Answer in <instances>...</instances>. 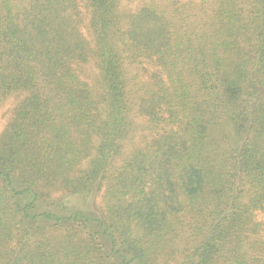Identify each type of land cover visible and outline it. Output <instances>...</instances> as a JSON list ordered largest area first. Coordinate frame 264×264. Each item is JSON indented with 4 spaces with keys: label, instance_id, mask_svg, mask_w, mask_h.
Returning a JSON list of instances; mask_svg holds the SVG:
<instances>
[{
    "label": "trees",
    "instance_id": "1",
    "mask_svg": "<svg viewBox=\"0 0 264 264\" xmlns=\"http://www.w3.org/2000/svg\"><path fill=\"white\" fill-rule=\"evenodd\" d=\"M130 1L0 0V264H264V0Z\"/></svg>",
    "mask_w": 264,
    "mask_h": 264
},
{
    "label": "rangeland",
    "instance_id": "2",
    "mask_svg": "<svg viewBox=\"0 0 264 264\" xmlns=\"http://www.w3.org/2000/svg\"><path fill=\"white\" fill-rule=\"evenodd\" d=\"M143 0H132L130 2H127L125 4V7L127 5L130 6V8H134L135 6H138ZM15 98L10 97L7 100H5L2 105L0 106V131L2 130V128L4 127V125L7 123V121L9 120V114H10V109L14 106L15 104ZM137 124H138V130L135 129V131L132 133V135L130 136V139L128 140L126 149L128 151L132 150L133 148L137 147L140 144V140L142 139V136L144 134H147L148 129L144 127V124L139 121L136 120Z\"/></svg>",
    "mask_w": 264,
    "mask_h": 264
}]
</instances>
